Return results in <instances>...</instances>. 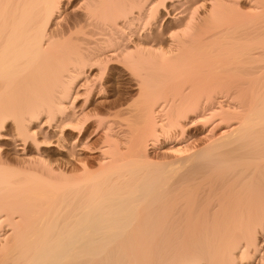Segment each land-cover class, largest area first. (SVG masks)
I'll return each mask as SVG.
<instances>
[{
	"label": "bare ground",
	"instance_id": "bare-ground-1",
	"mask_svg": "<svg viewBox=\"0 0 264 264\" xmlns=\"http://www.w3.org/2000/svg\"><path fill=\"white\" fill-rule=\"evenodd\" d=\"M0 264H264V0H0Z\"/></svg>",
	"mask_w": 264,
	"mask_h": 264
}]
</instances>
